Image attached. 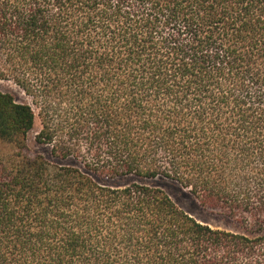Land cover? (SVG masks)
Instances as JSON below:
<instances>
[{
  "label": "trees",
  "instance_id": "obj_1",
  "mask_svg": "<svg viewBox=\"0 0 264 264\" xmlns=\"http://www.w3.org/2000/svg\"><path fill=\"white\" fill-rule=\"evenodd\" d=\"M0 79V264H264V0H0Z\"/></svg>",
  "mask_w": 264,
  "mask_h": 264
},
{
  "label": "rangeland",
  "instance_id": "obj_2",
  "mask_svg": "<svg viewBox=\"0 0 264 264\" xmlns=\"http://www.w3.org/2000/svg\"><path fill=\"white\" fill-rule=\"evenodd\" d=\"M0 91L4 93L11 94L14 96L16 101L20 103L31 104V99L26 95V93L13 81L0 79ZM41 129L40 120L37 119L36 127L29 135V146L34 154H41L49 161H55L51 155V148L49 146H40L36 143V136ZM61 164H70L71 161H58ZM100 180V179H99ZM131 180H136L139 183L149 185L151 187L160 188L165 191L175 204L182 209L184 212L202 222L208 224L213 228L227 230L232 232H240V226L231 218L227 216L214 213L202 207V205L195 199V197L189 192V190L184 189L181 185L174 181H170L164 178L157 179H124L119 181H114L113 185H123ZM102 182V180H100Z\"/></svg>",
  "mask_w": 264,
  "mask_h": 264
}]
</instances>
